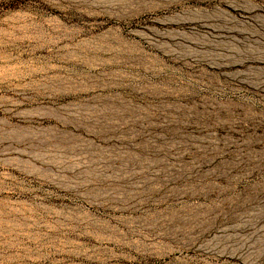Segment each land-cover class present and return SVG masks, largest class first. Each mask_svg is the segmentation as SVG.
<instances>
[{
	"label": "rangeland",
	"instance_id": "rangeland-1",
	"mask_svg": "<svg viewBox=\"0 0 264 264\" xmlns=\"http://www.w3.org/2000/svg\"><path fill=\"white\" fill-rule=\"evenodd\" d=\"M0 264H264V0H0Z\"/></svg>",
	"mask_w": 264,
	"mask_h": 264
}]
</instances>
